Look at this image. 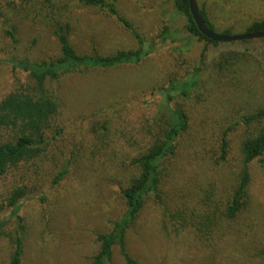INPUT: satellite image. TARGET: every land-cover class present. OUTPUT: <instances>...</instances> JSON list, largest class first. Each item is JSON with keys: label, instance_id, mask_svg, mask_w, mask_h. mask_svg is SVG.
Segmentation results:
<instances>
[{"label": "rangeland", "instance_id": "1", "mask_svg": "<svg viewBox=\"0 0 264 264\" xmlns=\"http://www.w3.org/2000/svg\"><path fill=\"white\" fill-rule=\"evenodd\" d=\"M38 1L43 2L35 0L39 7H32L21 0H0V97L27 83L12 70V60L36 62L59 55L55 22L69 26L68 41L81 55L110 56L138 46L132 33L104 10L85 7L80 0H50L52 6ZM105 1H114L118 14L157 48L137 66L65 75L51 88L61 105L50 136L53 150L41 166L18 176L31 194L21 202L28 229L21 264H89L98 250L96 234L108 233L125 210L117 191L132 173L126 169L135 153L129 139L154 126L152 120L157 110L166 111L167 100L169 108H181L192 118V130L164 163L160 200L149 197L127 229L129 256L136 264H262L264 156L251 164L249 202L234 221L209 240L188 224L207 230L216 223L222 198L239 170L238 146L247 127L238 125L243 115L264 110V41L206 48L184 33L174 0ZM197 7L205 8L218 32L230 29L234 36L264 19V0H197ZM163 24L176 31L175 43L157 39ZM204 48L198 88L186 97L169 92L171 82L182 86L189 80L187 72L200 67ZM117 107L124 108L120 117L112 112ZM106 121L108 132L101 129ZM225 132L232 151L220 161ZM70 145L73 166L50 189L45 177L57 166L66 167L55 157ZM4 218L8 221L9 214ZM4 245L0 242V264H7ZM108 264H124L117 249Z\"/></svg>", "mask_w": 264, "mask_h": 264}, {"label": "trees", "instance_id": "2", "mask_svg": "<svg viewBox=\"0 0 264 264\" xmlns=\"http://www.w3.org/2000/svg\"><path fill=\"white\" fill-rule=\"evenodd\" d=\"M21 2L27 6L39 7L35 0H21ZM38 3L42 6H45L44 4L52 6L50 0L38 1ZM80 3L85 7L107 12L108 16L132 33L137 39L138 46L134 50L120 51L110 56H99L96 53L81 55L76 53L68 41L69 26L55 22L53 35L59 46L58 56L36 62L12 60V70L23 74L27 83L0 97V137H5L0 142V186L3 185L0 187V242L6 244L3 248L4 253L6 251L7 264L22 263L21 259L25 253V237L28 233L25 219L21 214V202L31 194L18 176L23 169L29 171L41 166L44 158L48 157L49 150H53L50 148L52 143L50 136L53 133V125L60 114L61 105L51 88L65 75L137 66L157 48L158 43L142 38L132 25L118 14L114 1L80 0ZM173 6L175 13L184 22L183 30L189 38L204 44L206 48L216 47L220 44L212 42L200 34L189 13L188 0H174ZM50 11L52 15L54 10ZM198 11L205 26L211 32L222 36H234L230 29L218 32L204 7L198 8ZM253 33H264V19L252 21L244 34ZM8 35L13 42H16L13 32H9ZM176 36V31H172V27L163 24L157 39L161 42H166L169 39L175 43ZM262 40L264 41V38ZM205 54L204 48L200 53V67L191 73L187 72L189 80L179 87L176 86V82H171L169 92L179 93L186 97L198 88ZM222 62L226 61L223 59ZM223 63L218 66H222ZM169 103L167 100L166 111L157 110L152 120L153 127L140 129L139 133L137 132L133 138L129 139V141L133 140L135 144V153L126 161V169L132 173L117 191L125 210L122 217L112 224L108 233L96 234L98 250L90 259L89 264L110 263L115 249L119 251L124 264H136L126 249L127 229L135 222L149 197L151 200L155 199V202L160 200L163 172H166L164 163L177 152L180 145L179 140L192 130V118L181 108H169ZM113 110L112 112L119 117L124 114L123 107ZM108 113L111 112L106 114ZM110 116L114 118V115ZM109 122L106 121L101 126L105 132L109 131L107 126L110 124ZM238 126L240 128L247 127L238 146L237 168L239 170L232 178L228 192L222 198L218 215L214 217L216 223L207 230L196 224H188L197 235L199 234L207 240L214 237L225 223L234 221L247 207L248 188L252 175L251 164L254 161H260L264 156V110L253 111L247 116L243 115ZM227 134L225 132L219 142L218 160L220 161H226L230 149L232 151L229 141L226 140ZM73 149L74 146L70 145V149L67 148L56 153L55 159L61 161L66 167L57 166L56 170L54 168L45 177L50 189L56 188L61 181L66 179L68 168L73 166ZM44 192L49 195L50 190L46 187ZM37 197L35 196V198ZM5 213L9 214L8 221L4 218ZM208 216L206 215V217ZM260 259L264 264V251L260 253Z\"/></svg>", "mask_w": 264, "mask_h": 264}, {"label": "water", "instance_id": "3", "mask_svg": "<svg viewBox=\"0 0 264 264\" xmlns=\"http://www.w3.org/2000/svg\"><path fill=\"white\" fill-rule=\"evenodd\" d=\"M189 13L198 29L200 34L208 40L216 43H231L237 41H254L264 38V33H253V34H244V35H235V36H222L217 33L211 32L204 24L203 20L200 17L197 0H188Z\"/></svg>", "mask_w": 264, "mask_h": 264}]
</instances>
